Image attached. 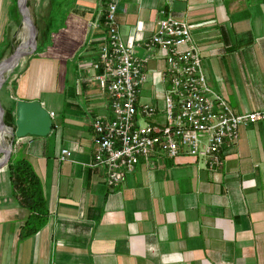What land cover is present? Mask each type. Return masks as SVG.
<instances>
[{"label": "crops", "instance_id": "0c3cea01", "mask_svg": "<svg viewBox=\"0 0 264 264\" xmlns=\"http://www.w3.org/2000/svg\"><path fill=\"white\" fill-rule=\"evenodd\" d=\"M13 3L0 0V54ZM105 3L70 0L47 41L38 35L42 49L26 57L3 97L10 130L19 98L39 101L52 125L46 134L12 140L40 179L49 210L29 235L20 234L28 210L0 165V264H264V118L238 125L216 169L159 151L110 188L103 167L88 163L91 118L110 114L89 63L106 35ZM163 12L189 22L207 83L234 111L264 107V0H118L121 39L147 56L137 101L156 104L155 120L162 118L157 70L164 59L140 42ZM60 147L71 150L67 158L57 157Z\"/></svg>", "mask_w": 264, "mask_h": 264}, {"label": "built area", "instance_id": "2783aa9c", "mask_svg": "<svg viewBox=\"0 0 264 264\" xmlns=\"http://www.w3.org/2000/svg\"><path fill=\"white\" fill-rule=\"evenodd\" d=\"M105 1L102 21L106 35L89 63L106 91L110 114L91 118L93 151L88 163L103 167L110 188L137 160L145 161L159 151L170 157L184 153L203 160L208 169H216L223 162V147L235 141L238 125L264 118V107L234 111L207 83L189 22L163 12L155 20L154 31L140 42L149 52L159 50L164 59L157 70L163 83L162 118L155 120L156 104L137 101L147 56L134 54L133 44L121 39L115 16L118 0ZM59 149V159L71 152L67 147Z\"/></svg>", "mask_w": 264, "mask_h": 264}, {"label": "trees", "instance_id": "16d2710c", "mask_svg": "<svg viewBox=\"0 0 264 264\" xmlns=\"http://www.w3.org/2000/svg\"><path fill=\"white\" fill-rule=\"evenodd\" d=\"M59 1L60 0H50L49 4L45 8L50 12L49 14L47 13V17H42L45 20V24L40 29V32L43 38L46 37V41L51 33L50 31L58 26L63 19V17L58 16L57 14L65 12L67 8L66 6L69 4L70 0H62L63 3H60ZM15 6L16 5L14 4L11 7V10L15 11ZM43 45L44 44H37L36 50L33 53L42 49ZM1 55L2 54H0V56ZM11 84L13 85V80L10 81V85ZM8 122L10 123V121ZM5 165L8 169V177L11 182L12 194L15 195L18 202L28 210L27 216L21 223L20 234L29 235V233H32L43 226L49 215L45 196L42 192L41 181L38 179V176L29 160L23 155L13 151V149L5 162Z\"/></svg>", "mask_w": 264, "mask_h": 264}, {"label": "water", "instance_id": "95a60500", "mask_svg": "<svg viewBox=\"0 0 264 264\" xmlns=\"http://www.w3.org/2000/svg\"><path fill=\"white\" fill-rule=\"evenodd\" d=\"M18 12L20 14V18L27 22V29L29 36L31 38L30 45L28 49H20L15 47L8 55L0 58V63L9 58L14 59V63L16 64L17 59L20 56H24V54H30L36 50V28L31 18H29L26 10L24 9L26 5L24 4V0H16ZM24 6V8L22 7ZM14 64V65H15ZM3 78L0 80V84ZM15 116H14V125L10 130V135L8 145L3 152V157L0 159V165L4 164L12 150V140L14 135L21 136L26 133L41 135L46 134L52 125V120L49 115V111L45 106H42L41 103L37 100H28V99H16L15 101ZM3 112L4 107L0 102V123L6 125L3 121Z\"/></svg>", "mask_w": 264, "mask_h": 264}, {"label": "rangeland", "instance_id": "374dc122", "mask_svg": "<svg viewBox=\"0 0 264 264\" xmlns=\"http://www.w3.org/2000/svg\"><path fill=\"white\" fill-rule=\"evenodd\" d=\"M49 1L50 0H24V4L26 5L27 14H28L29 18L32 19V21L35 25V28H36L35 33H36V39H37L36 41L37 42H38V35H39V40L41 38H43L42 34L40 32L41 31L40 29L45 24V20L42 17H47V13H46L45 8L49 4ZM13 4L16 5L15 11L12 12V15H13L12 19H14V20H10V22L7 24V28H6V34H7L6 39H7V41L4 44L5 50L2 52V55L0 56V58L8 55L13 49H15V47L22 49L21 46H23V40L20 38V34L23 32V30H25V27H24V23L22 22V19L20 18V14L18 12L16 0H14ZM30 42L31 41L26 42L28 47L30 45ZM32 53H30V54H32ZM30 54H24V56H20L17 59L16 64L14 63L15 65H13L11 67H6L0 73V80L3 78V80L0 84V102H1V105H2L3 97H5L9 93L8 91L10 90V81L13 79L14 75L17 73V69H19V67H21L24 64L23 63L24 60ZM141 121L142 120H140V122ZM5 127H7V126H5ZM9 130L10 129L8 127V131L4 132L3 136H2V142L5 145H8L9 138L12 137L10 135Z\"/></svg>", "mask_w": 264, "mask_h": 264}, {"label": "bare ground", "instance_id": "6f19581e", "mask_svg": "<svg viewBox=\"0 0 264 264\" xmlns=\"http://www.w3.org/2000/svg\"><path fill=\"white\" fill-rule=\"evenodd\" d=\"M20 2H21V0H20ZM22 7L24 8L23 5H22ZM24 9L26 10V7ZM26 12H27V10H26ZM22 22L24 23L25 30H23V32L20 34V38L23 40V46H21V47H22V50H24V49H28L26 42H29L31 40V38H30L29 34L27 33L28 32L27 22L24 19L22 20ZM13 65H14V59H12V58H9L7 60L2 61L0 63V73L6 67H11ZM2 130H5V132L8 131V127H5V126H3V124L0 123V140L1 141H2V136H3ZM6 147H7V145L4 144V147L0 148V159H1V157H3L2 155H3V152L5 151Z\"/></svg>", "mask_w": 264, "mask_h": 264}]
</instances>
